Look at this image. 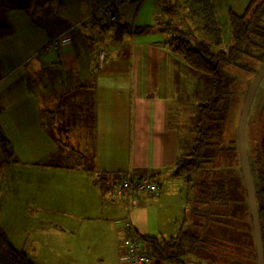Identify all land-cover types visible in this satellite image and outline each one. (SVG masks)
I'll use <instances>...</instances> for the list:
<instances>
[{"label":"crops","instance_id":"obj_1","mask_svg":"<svg viewBox=\"0 0 264 264\" xmlns=\"http://www.w3.org/2000/svg\"><path fill=\"white\" fill-rule=\"evenodd\" d=\"M56 1L50 15L45 11L54 7L50 0H36L33 11L13 6L14 12L6 13L13 28L10 36L0 40V124L14 153H37L24 167L40 165L47 154L76 152L75 145L81 153L92 154L93 165L85 166L83 160L68 161L64 167L47 164L44 180L36 181L41 184L40 205L29 201L31 210L27 206L23 213L31 217L40 211L45 221L37 228L42 242L32 245V254L26 242L36 226L30 228L28 236L27 231L17 230L24 238L25 246L21 247L13 240L12 224L1 220L4 209L0 224H11V240L37 264L38 257L44 264H94L99 260L123 264L124 201L116 199L109 185L128 170L153 175L159 191L145 199L146 204L143 200L134 205L133 223L139 232L148 231L151 223L163 229L159 225V219L164 218L163 199L176 191L174 185H188L186 175L174 173L175 163L183 154L184 112L175 102L171 79L178 80V73L193 69L169 49L168 30L158 24L159 20L136 22L140 28L133 26L117 38L113 31L91 38L87 26L72 24L71 14L76 12L81 22L91 15L93 0ZM140 1L118 4V23H135H130L132 11ZM6 5L0 3V7L11 9ZM82 6L84 11L74 10ZM167 20L174 22L170 17ZM55 24L57 29L51 33L70 36L71 42L43 52L54 35L50 36L49 26ZM147 25L151 27L141 29ZM103 47L108 53L101 62L98 52ZM59 108L62 114L55 113L50 122L49 111ZM9 161L1 164L18 166L16 161ZM164 184H169L165 192ZM182 198L173 216L185 215ZM181 229L179 223L170 225L167 234L158 236H175Z\"/></svg>","mask_w":264,"mask_h":264},{"label":"rangeland","instance_id":"obj_2","mask_svg":"<svg viewBox=\"0 0 264 264\" xmlns=\"http://www.w3.org/2000/svg\"><path fill=\"white\" fill-rule=\"evenodd\" d=\"M50 2L54 4V7L48 6L45 9L49 15L50 12L56 9L55 4L57 1L50 0ZM248 2L249 0H141L134 5L132 11L130 23L135 22L132 26L139 28L136 22L141 24L142 21L149 23L159 20L158 24L160 22L165 27L171 25L172 28H175L176 30L172 33L179 35L180 31L194 32L195 36L192 39L195 44L205 40L215 44L214 51L221 50L228 53V59L221 61L219 64V70L226 85L225 93L220 100L219 110L215 112V118L209 124L211 127V130H209V133H211L208 139L209 143L202 148V154L207 155L211 161L201 162V167L191 174L192 177H185L188 183L186 187L184 184L182 186L180 184L174 185L176 191L168 192L165 200L163 199L164 209L162 212L164 218L159 219L161 221L159 225L163 229L160 227L158 230V228L152 227V223L148 231L139 229L142 236H158L159 234H167V228L170 225L176 226L179 223L184 231L199 236L204 247L199 246L197 249H192L190 238L184 240L186 252L182 258L186 261V264H258L256 236L242 169L238 128L250 84L264 65V34H260V30L258 29V31L254 27L244 40L237 43L231 38L229 26L230 12L242 13ZM0 3L1 6L3 4L12 6L11 9L0 7V23L7 22L10 24L6 13L14 12L13 6H17V10L30 9L31 11L35 10L36 7V0H0ZM74 3H76V0H74ZM83 8L82 6L74 8V10L84 11ZM71 16L72 24L80 26L79 20L81 17L76 12L72 13ZM211 16L216 19L214 25H207V19ZM89 17L91 15L87 18ZM169 17L174 21L173 23L167 20ZM48 23V20H46L45 24L48 25ZM42 24L46 26L43 22ZM117 25L118 22L112 28L103 29L99 35L105 31L115 33ZM10 26L13 28V25L10 24ZM207 28H209V31L206 30ZM56 29V24L49 26L50 36L54 34L51 32H55ZM88 29L91 32L90 26H88ZM54 35L53 38L59 34ZM102 50L108 53V49L105 47L100 48L98 52L100 61ZM104 58L101 62L104 61ZM208 82V75L195 70L178 73V80L171 79L172 90L176 98L175 102L180 105V112H184L181 115L183 116V154L191 150V143L197 131L198 104L206 99ZM190 133H192V136ZM263 137L264 76L254 94L246 125L247 150L260 204L263 203V197L259 191L261 186L259 172L262 167L260 145ZM74 147L77 149L76 152L65 150L64 154L61 151L52 155L47 154L39 161L40 165H32L31 167H24L26 165L25 161L35 160L37 153L16 151L9 162L13 164L15 162L12 163V161H16L18 166L12 167L1 164L3 157L8 158V154L5 156L3 152H0V165L2 166L0 167V202L3 206L2 210L4 209L3 214L1 213L2 216L0 215L1 220H7L12 224L15 229L13 240L18 245L23 243L24 238L17 233V230L27 231L26 235L28 236L30 228L36 226L31 233V237L27 240L28 242H26V249L30 250L31 254L34 252L32 245L39 246L42 242V233L38 232L37 228L41 226V222L44 224L45 221L40 211L36 213L37 216L31 217L23 215V213L28 211L29 201H31V205H40L41 184L36 183V181L41 182L44 180L43 174L47 171V164H58L64 167L67 166L68 161L83 160L85 166L91 167L93 165L91 153L83 151L81 153L78 146L75 145ZM203 178H206L208 182L213 178L223 179L228 188L229 200L216 203L206 197L199 201L196 195L200 190L199 182ZM168 187L169 184H164L163 191ZM182 196L186 210L185 215L183 212L182 215L173 216L174 214L171 213L176 212V203L181 202ZM147 197L151 196L148 194L131 195L129 198L131 207L128 200L122 203L124 215L129 213L131 220L135 221L134 205L147 199ZM146 202L147 200H145V204ZM193 206H197L198 209H194L192 212ZM209 206L214 209L211 210ZM28 208L31 210L29 206ZM146 210L147 207L143 206L142 211L146 212ZM210 211L212 214H210ZM209 216L211 219L208 218ZM141 218L148 222L144 215H141ZM9 222H6L3 227L10 236L11 224ZM261 222L264 225V214H262ZM22 246L25 245L22 244ZM37 261L39 264H44L41 257H38ZM62 264H68V262ZM94 264L103 263L99 260Z\"/></svg>","mask_w":264,"mask_h":264},{"label":"trees","instance_id":"obj_3","mask_svg":"<svg viewBox=\"0 0 264 264\" xmlns=\"http://www.w3.org/2000/svg\"><path fill=\"white\" fill-rule=\"evenodd\" d=\"M211 7V6H210ZM90 18V17H89ZM87 19L84 18L80 22V25H85L84 21ZM215 17L211 16L207 19V25H214ZM118 22V21H117ZM229 26L231 31V38L234 41L239 43L244 40L248 33L254 27L256 30H260V34H264V0H249L247 7L242 13L230 12L229 16ZM132 24L118 23L117 29L115 31V38L120 37L124 30L132 29ZM151 26H142L141 29H149ZM140 28V27H139ZM168 29L169 38L167 39V44L169 49L180 58L184 60L193 70L197 72L204 73L208 75V90L205 100H202L198 104V121H197V131L196 135L193 138L191 145V150L186 154H182L175 163L174 173L177 175H186V177H192V173L197 171L201 164L204 162L211 161L207 155L202 154V148L208 145V139L210 138L209 130H211L210 122L215 118V112L219 110V103L221 98H223L225 93V83L222 76V73L219 70V64L221 61L228 59V53L226 51L216 50L214 51V45L212 42L205 40L199 41V44L193 42V37L195 36L194 32H184L180 31L179 35L177 33H172L176 29L172 28L171 25L166 27ZM209 31V28L206 29ZM258 30V31H259ZM12 28L9 23L1 22L0 23V40L10 36ZM91 38H98L99 34H93L90 32ZM234 46V45H232ZM56 48V49H61ZM49 48L44 47L43 51L47 52ZM48 116L49 121L51 122L54 118L53 115L58 113L62 114L61 109L54 111H49ZM199 127V129H198ZM201 128V129H200ZM58 138H62V133L59 134ZM61 140V139H60ZM0 152L4 153L5 156L8 154V158L3 157V161H8L14 153L13 145L10 138L7 136L0 124ZM260 156L262 161V167L259 172V177L261 180L260 193L263 197V203L260 204L258 200V190L254 181L256 197L258 201L260 219L262 214H264V137L260 145ZM1 162V163H2ZM202 162V163H201ZM251 165V164H250ZM252 171V170H251ZM148 176L150 180L158 182L153 175H136L133 173V170H128L122 173V175L115 179L111 185L113 186V191L115 195L116 187L123 181L129 180V184H132L134 180L142 179L143 177ZM103 179V177H102ZM254 180V179H253ZM200 190L196 197L200 200L208 198L216 203L227 202L229 200L228 188L226 182L223 179L213 178L207 181L206 178H203L199 182ZM208 184V185H207ZM126 186H123V188ZM206 188V190H204ZM154 195V194H153ZM149 195V196H153ZM118 197H116L117 199ZM121 201L128 200V203L131 207V200H129L130 195L127 193V189L124 188V193L121 197ZM148 198V197H147ZM250 204V203H249ZM211 205V204H210ZM129 207V209H130ZM211 210L214 208L209 206ZM194 209H198L197 206L192 207V212ZM2 213V203L0 202V215ZM250 213L251 207H250ZM210 214L212 212L210 211ZM130 214L124 215L122 218L123 226V238H122V248L125 250V234L127 233V221L130 222L137 238H140L143 251L149 255L150 259L145 264H186V261L182 258L186 250L184 248V240L190 238L192 243V249H197L204 247L201 243V238L197 237L193 233H188L181 229L177 235L171 237H162L156 235H144L135 227L133 221L131 220ZM208 218L211 219L209 216ZM253 218V217H252ZM262 226V237L264 243V225L261 222ZM123 253V252H122ZM0 264H37L29 254L23 249L18 248L13 241L11 240L8 233L0 224Z\"/></svg>","mask_w":264,"mask_h":264},{"label":"built area","instance_id":"obj_4","mask_svg":"<svg viewBox=\"0 0 264 264\" xmlns=\"http://www.w3.org/2000/svg\"><path fill=\"white\" fill-rule=\"evenodd\" d=\"M124 0H93L92 14L87 18L84 23L90 26L93 34H99L103 29L112 28L117 22L116 7ZM70 36L59 34L49 41L46 45L47 48H60L70 43ZM107 51L100 52L101 61L106 55ZM124 188L131 196L140 194L153 195L159 189V183L152 181L148 176L142 179L134 180L129 184V180L121 182L115 189V197L121 198L124 193ZM125 250L122 253L123 264H145L149 261L150 257L143 251V245L140 238H137L134 229L129 221H127V233L125 234Z\"/></svg>","mask_w":264,"mask_h":264},{"label":"water","instance_id":"obj_5","mask_svg":"<svg viewBox=\"0 0 264 264\" xmlns=\"http://www.w3.org/2000/svg\"><path fill=\"white\" fill-rule=\"evenodd\" d=\"M263 76H264V65L257 72L252 83L250 84V87L248 89L247 96L244 102V106H243V110H242L240 122H239V128H238V139H239V145H240L242 169H243L245 185H246V189L248 193L249 203L251 207L254 231H255V236H256L258 264H264V243H263V237H262V226H261L258 201L256 197L255 185H254V180H253V175L251 171V165H250V160H249V155H248V150H247L246 125H247L249 110H250V107H251V104L254 98V94Z\"/></svg>","mask_w":264,"mask_h":264}]
</instances>
